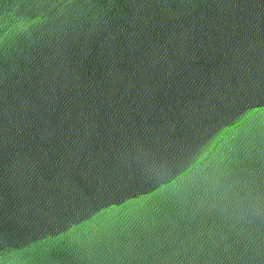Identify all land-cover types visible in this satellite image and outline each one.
<instances>
[{
    "label": "water",
    "instance_id": "water-1",
    "mask_svg": "<svg viewBox=\"0 0 264 264\" xmlns=\"http://www.w3.org/2000/svg\"><path fill=\"white\" fill-rule=\"evenodd\" d=\"M262 147L264 0H0L7 264H264Z\"/></svg>",
    "mask_w": 264,
    "mask_h": 264
},
{
    "label": "snow or ice",
    "instance_id": "snow-or-ice-1",
    "mask_svg": "<svg viewBox=\"0 0 264 264\" xmlns=\"http://www.w3.org/2000/svg\"><path fill=\"white\" fill-rule=\"evenodd\" d=\"M36 2L41 6L51 4L52 7H55V4L60 0H36ZM66 2L71 4L73 0H66ZM247 162L254 161L248 159ZM258 162L259 175L253 177L249 182H258L261 189H264V147L259 149ZM11 247L13 246L6 239L0 237V264H3V260L9 255ZM121 247H123L121 239L115 237L88 239L87 241H78L77 246L66 249L61 258L68 264H104L105 261L114 259L115 257L111 253L118 252Z\"/></svg>",
    "mask_w": 264,
    "mask_h": 264
},
{
    "label": "clouds",
    "instance_id": "clouds-1",
    "mask_svg": "<svg viewBox=\"0 0 264 264\" xmlns=\"http://www.w3.org/2000/svg\"><path fill=\"white\" fill-rule=\"evenodd\" d=\"M11 255H12V253H11V251H10L9 255L7 256V258L3 260V264H7V260H8V258H9V256H11Z\"/></svg>",
    "mask_w": 264,
    "mask_h": 264
}]
</instances>
